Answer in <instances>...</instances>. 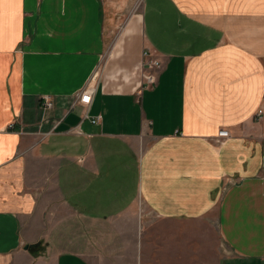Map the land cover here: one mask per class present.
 <instances>
[{
  "label": "crops",
  "instance_id": "obj_1",
  "mask_svg": "<svg viewBox=\"0 0 264 264\" xmlns=\"http://www.w3.org/2000/svg\"><path fill=\"white\" fill-rule=\"evenodd\" d=\"M260 108L264 0H0V264H264Z\"/></svg>",
  "mask_w": 264,
  "mask_h": 264
},
{
  "label": "rangeland",
  "instance_id": "obj_2",
  "mask_svg": "<svg viewBox=\"0 0 264 264\" xmlns=\"http://www.w3.org/2000/svg\"><path fill=\"white\" fill-rule=\"evenodd\" d=\"M140 218L143 224H145L143 234L145 235V240L147 241V255L151 254L152 249L159 250V254H166L167 242H176L186 232V235H188L190 239H196V236L198 235L197 226L201 225V223L198 225L197 222L199 221H195V223H192V221L189 223L188 221L182 220H164L145 213V211L141 212ZM206 245L207 248L211 247L212 249L214 245H216V247L220 249V241L218 240L215 231L206 230Z\"/></svg>",
  "mask_w": 264,
  "mask_h": 264
},
{
  "label": "built area",
  "instance_id": "obj_3",
  "mask_svg": "<svg viewBox=\"0 0 264 264\" xmlns=\"http://www.w3.org/2000/svg\"><path fill=\"white\" fill-rule=\"evenodd\" d=\"M145 55H150V52L146 50ZM151 56V55H150ZM161 67V61L159 59H149V60H143L142 63V86L141 88H151L156 82H157V70ZM94 87H87L83 90V92L78 97V102L88 105L92 102L93 93L95 92ZM46 106H51L52 102L46 98L45 99ZM264 109L260 108L257 112V117L261 118L263 114ZM102 116L101 114H98L96 116L91 117L93 122H100ZM14 124H11L12 127ZM229 131L226 128H221L219 130V136L220 137H228Z\"/></svg>",
  "mask_w": 264,
  "mask_h": 264
}]
</instances>
